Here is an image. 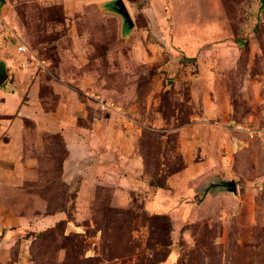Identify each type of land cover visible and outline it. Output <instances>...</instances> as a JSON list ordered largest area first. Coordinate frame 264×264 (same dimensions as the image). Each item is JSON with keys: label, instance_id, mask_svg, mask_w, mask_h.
<instances>
[{"label": "rangeland", "instance_id": "obj_1", "mask_svg": "<svg viewBox=\"0 0 264 264\" xmlns=\"http://www.w3.org/2000/svg\"><path fill=\"white\" fill-rule=\"evenodd\" d=\"M113 1L0 2V264H264L262 0Z\"/></svg>", "mask_w": 264, "mask_h": 264}, {"label": "water", "instance_id": "obj_2", "mask_svg": "<svg viewBox=\"0 0 264 264\" xmlns=\"http://www.w3.org/2000/svg\"><path fill=\"white\" fill-rule=\"evenodd\" d=\"M0 2L4 3L5 0H0ZM112 4V7L110 5ZM107 11H112L117 13L123 20V23L127 25L128 28H131L133 26V23L130 19V16L128 14V11L123 3L122 0H114L113 2H109L106 6ZM7 78V75L4 73L0 76V83L4 79ZM172 84V81H168L167 87ZM203 195L202 198L206 196V194L215 193V192H226L233 195H236L237 193V186L234 180H223L221 178H216L210 181L207 186L202 190ZM201 202V199L198 201V203Z\"/></svg>", "mask_w": 264, "mask_h": 264}, {"label": "built area", "instance_id": "obj_3", "mask_svg": "<svg viewBox=\"0 0 264 264\" xmlns=\"http://www.w3.org/2000/svg\"><path fill=\"white\" fill-rule=\"evenodd\" d=\"M17 50L21 53H24L27 52V47L21 44L20 46L17 47ZM37 64L40 65L39 62ZM238 129L242 132H245L247 136L250 138L260 136L264 133V126L261 130H253L252 128H243V127L242 128L238 127Z\"/></svg>", "mask_w": 264, "mask_h": 264}, {"label": "flooded vegetation", "instance_id": "obj_4", "mask_svg": "<svg viewBox=\"0 0 264 264\" xmlns=\"http://www.w3.org/2000/svg\"><path fill=\"white\" fill-rule=\"evenodd\" d=\"M3 74H4V72H3V70L1 69V70H0V76L3 75Z\"/></svg>", "mask_w": 264, "mask_h": 264}, {"label": "trees", "instance_id": "obj_5", "mask_svg": "<svg viewBox=\"0 0 264 264\" xmlns=\"http://www.w3.org/2000/svg\"><path fill=\"white\" fill-rule=\"evenodd\" d=\"M262 5H264V0H262Z\"/></svg>", "mask_w": 264, "mask_h": 264}]
</instances>
